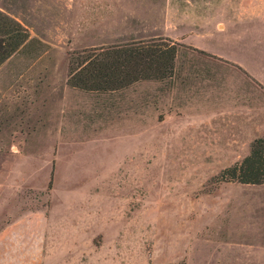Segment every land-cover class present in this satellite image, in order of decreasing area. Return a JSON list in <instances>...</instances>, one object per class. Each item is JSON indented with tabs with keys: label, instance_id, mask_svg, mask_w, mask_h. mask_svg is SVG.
<instances>
[{
	"label": "rangeland",
	"instance_id": "rangeland-1",
	"mask_svg": "<svg viewBox=\"0 0 264 264\" xmlns=\"http://www.w3.org/2000/svg\"><path fill=\"white\" fill-rule=\"evenodd\" d=\"M0 12L28 34L0 65V226L42 212L60 244L92 241L90 264H210L223 242L257 244L262 264L264 183L219 175L264 135V0H0ZM154 38L176 48L171 79L66 84L71 53Z\"/></svg>",
	"mask_w": 264,
	"mask_h": 264
},
{
	"label": "trees",
	"instance_id": "trees-1",
	"mask_svg": "<svg viewBox=\"0 0 264 264\" xmlns=\"http://www.w3.org/2000/svg\"><path fill=\"white\" fill-rule=\"evenodd\" d=\"M27 42V31L0 12V65ZM175 56V46L162 38L85 49L69 55L66 84L82 91L110 93L141 82L169 80ZM219 179L241 185L263 184L264 135L255 138L248 154L224 169Z\"/></svg>",
	"mask_w": 264,
	"mask_h": 264
},
{
	"label": "crops",
	"instance_id": "crops-1",
	"mask_svg": "<svg viewBox=\"0 0 264 264\" xmlns=\"http://www.w3.org/2000/svg\"><path fill=\"white\" fill-rule=\"evenodd\" d=\"M42 212L30 213L17 221L0 226V264H90L96 247L91 240L55 241ZM82 247V248H81ZM91 247V248H89ZM224 254L210 264H255L259 249L253 243L223 242ZM264 264V250L262 252Z\"/></svg>",
	"mask_w": 264,
	"mask_h": 264
}]
</instances>
